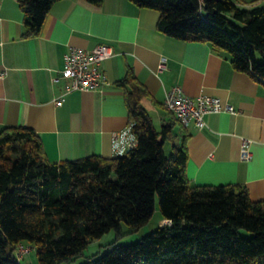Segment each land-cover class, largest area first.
Segmentation results:
<instances>
[{
  "label": "trees",
  "instance_id": "obj_1",
  "mask_svg": "<svg viewBox=\"0 0 264 264\" xmlns=\"http://www.w3.org/2000/svg\"><path fill=\"white\" fill-rule=\"evenodd\" d=\"M60 0H19L24 37L36 36ZM98 5L101 0H86ZM159 13L156 28L183 42L208 44L232 67L264 84V4L243 9L237 0H129ZM136 146L123 155L50 163L28 127L0 129V264H20L18 245L36 249L38 264L70 262L121 223L147 224L157 197L159 226L129 245L83 264H264V199L244 186H195L184 167V145L166 154L170 125L156 130L131 71L117 82ZM243 230L249 235L240 234Z\"/></svg>",
  "mask_w": 264,
  "mask_h": 264
},
{
  "label": "crops",
  "instance_id": "obj_2",
  "mask_svg": "<svg viewBox=\"0 0 264 264\" xmlns=\"http://www.w3.org/2000/svg\"><path fill=\"white\" fill-rule=\"evenodd\" d=\"M250 9L264 0H237ZM159 13L129 0H60L48 11L40 32L24 37L19 0H0V129L23 126L39 137L50 163L89 156L110 158L112 135L129 124L125 88L117 82L131 71L147 92L141 100L153 126L170 125L164 149L184 145L185 175L195 186H244L252 201L264 199V84L236 71L230 57L208 44L183 42L156 28ZM99 44L114 55L102 70L111 85L101 91H74L56 106L63 82L53 83L70 48ZM164 62L160 68V62ZM216 97L233 113H209L206 125L187 127L165 110V92ZM155 120L157 126H155ZM251 158L240 159L242 140ZM163 219L160 218L158 226Z\"/></svg>",
  "mask_w": 264,
  "mask_h": 264
},
{
  "label": "built area",
  "instance_id": "obj_3",
  "mask_svg": "<svg viewBox=\"0 0 264 264\" xmlns=\"http://www.w3.org/2000/svg\"><path fill=\"white\" fill-rule=\"evenodd\" d=\"M114 55L111 46L99 44L91 50L70 48L63 56V67L52 78L53 83L63 82L62 93L54 99L56 106L61 105L66 96L74 91H101L111 85L102 64ZM164 62H160L162 68ZM5 74L0 71V77ZM163 106L182 127L192 123L201 130L205 127V117L209 113L228 112L233 113L234 108L216 97L200 95L195 98L183 94L180 87H174L165 92ZM136 146V139L131 132V125L126 129L112 135V151L114 156L123 155ZM250 142L242 140L240 145V159L249 161L251 158ZM169 220H162L160 226L169 225ZM31 246L18 245L15 255L20 260L29 254Z\"/></svg>",
  "mask_w": 264,
  "mask_h": 264
},
{
  "label": "rangeland",
  "instance_id": "obj_4",
  "mask_svg": "<svg viewBox=\"0 0 264 264\" xmlns=\"http://www.w3.org/2000/svg\"><path fill=\"white\" fill-rule=\"evenodd\" d=\"M154 123L155 126L158 127L156 120ZM165 152L166 154H169L171 152L168 146L165 148ZM155 202V209L152 217L147 224L143 225L138 230L131 231L126 224L121 223V230L118 234L115 230H110L109 232L103 234L100 238L91 241L83 250L82 254L79 255V257L70 262H64L61 264H83L89 258L97 259L100 255L109 251L108 244L112 242L117 245H129L136 243L144 236L150 234L152 231L156 230L159 227L158 223L161 218L158 210L157 197ZM240 234L244 236L249 235L243 230L240 231ZM20 264H38L36 258V249L32 248L29 254L25 255L23 259L20 260Z\"/></svg>",
  "mask_w": 264,
  "mask_h": 264
}]
</instances>
